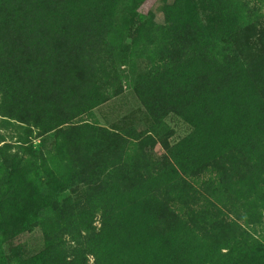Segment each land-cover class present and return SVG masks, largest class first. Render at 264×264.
<instances>
[{
  "label": "trees",
  "instance_id": "obj_1",
  "mask_svg": "<svg viewBox=\"0 0 264 264\" xmlns=\"http://www.w3.org/2000/svg\"><path fill=\"white\" fill-rule=\"evenodd\" d=\"M52 1L60 5L62 0ZM204 1L207 8L219 10V4L227 7L233 0ZM21 7L30 10L28 0H0V16ZM66 12L58 16L65 17ZM100 18L101 15L93 14L92 21L84 25L85 35H81V27L69 24V20L56 22L57 26L53 21L49 25L39 18L33 24L24 20L19 27L0 25V116L9 123L28 125L24 127L29 132L36 127V135L52 145L58 161H64L62 174L51 170L41 177L39 170L49 161L41 149L29 151L32 153L29 163L17 158L18 152L9 156L5 150L6 166L2 170L4 175L0 174V221L8 223L20 212V201L35 198L34 224L28 223L27 227L32 231L39 225L46 243L42 249L33 243L15 248L7 264H22L24 259L17 262L15 258L23 256H30L33 264H115V252L122 263L133 258L131 264H179L177 257L167 259L163 250L147 241L157 236V244L165 240L166 234L170 239L174 231L185 227L189 234L201 231L203 243L206 240L212 248H217L212 250L214 256L209 257L211 251H196L200 245L194 244L197 239L182 238L183 264H261L264 244L250 231L261 224L264 213V17L205 34L200 23L181 16L172 21L167 28L175 35L174 43L171 41L168 46L174 58L171 63H181L188 71L192 68L194 75L191 79L187 72L181 78L170 76L171 83L163 85L166 100L162 99L153 113L157 116L155 123L150 122L153 126L158 114L164 113L162 120L171 112L197 132L193 139L185 138L170 146L165 135L151 128L139 139L142 153L125 163L123 156H110L118 145L117 130L79 119L92 114L93 108L109 99L102 92L108 83H101L98 74L112 58L115 48L105 42ZM117 22L115 18L114 23ZM137 23L138 19L133 26ZM151 26L161 32L167 30L160 25ZM142 28L137 26L132 34ZM162 37L166 39L167 33ZM138 41L132 37L133 50L140 47ZM175 41H180V47ZM171 67L164 69L172 72ZM158 69H149L147 79L155 77L162 83ZM178 79L184 82L181 87ZM156 82L150 80L135 88L147 109L152 105L148 87ZM188 89L194 94L179 109H170L167 99L184 96ZM247 93L253 95V103L245 98ZM214 103L217 113L222 110L223 114L233 116V127L222 144L209 135L198 143V130L202 127L196 118L203 114L212 117ZM253 108L262 116L258 118L247 112ZM51 132L52 138L46 137ZM146 141L152 147L156 143L163 147L165 153L160 160L145 155ZM17 142L27 150L26 141ZM188 143H192L190 149L185 147ZM206 172L216 177L196 187L194 180ZM179 173L188 175L189 180ZM153 180H157L155 187L146 189ZM162 184L172 190L173 197L160 188ZM244 185L246 191L242 189ZM233 191L254 196L252 201L247 198L244 214L236 206L240 198H235ZM175 202L181 204L180 216L172 208ZM226 209L245 225L237 220H229L230 223ZM16 220L19 221L17 216ZM139 221H146L152 228L147 232L148 228ZM160 228L164 235L159 238ZM1 241L0 235V245ZM223 242H227L225 247H221ZM6 245L9 243L0 249L7 252ZM126 249L134 253L128 260L121 253Z\"/></svg>",
  "mask_w": 264,
  "mask_h": 264
},
{
  "label": "rangeland",
  "instance_id": "obj_2",
  "mask_svg": "<svg viewBox=\"0 0 264 264\" xmlns=\"http://www.w3.org/2000/svg\"><path fill=\"white\" fill-rule=\"evenodd\" d=\"M59 3L60 5L52 0H28L30 10H28L27 7L22 8V6L16 11L14 9L5 11L4 15L0 16V25L7 24L19 27L24 20H26V23L33 24V20L39 18V20H43L44 23L49 25H51L53 21V24L57 26V23L61 24L64 20H69V24L81 27L80 30L83 33L84 25L87 24L88 20L92 21L93 14L97 13V16L98 14L101 15L99 24L102 25L105 42L115 48L112 53V58L105 63L104 70H102L103 72L101 71L98 74L101 83H108L107 89L102 90V92L104 93V97L109 99L93 108L92 114L83 115L79 119H87L93 125L106 127L111 131L117 130L119 134V137H117L118 145L113 148L110 156H115V158L123 156L124 163L139 157L142 153L139 151L141 148L139 139L146 136L151 128L165 135L170 146H174L185 138L193 139L197 132H193V128L187 122L177 114L171 112L167 113L162 120L160 119L164 113L158 114L157 123L153 126L150 122L152 120L155 123L154 117L157 116L153 115V113L157 111V108L162 104L161 100H166V93L163 92L165 90L164 86L171 83V77L177 75L181 78L185 72H187V76H190L189 79L194 75L192 68L188 71L181 63H179V65L171 63L174 58L171 56L173 53L168 51V46L171 45V41L175 35L167 28L172 24V21L175 22V19L181 16L188 21H194L196 24L200 23L204 29L203 34H205L208 33V31L216 33L214 31L219 27H226L230 24L236 26H240L241 24L246 25L249 24V21L264 17V0H233L227 4V7H222L219 4V10L207 8L204 0H62ZM67 6L71 8L66 9ZM228 7H230V9H227ZM23 10L26 12H22ZM64 11H67L65 17L58 16L60 12H62L63 16ZM115 18L118 19L117 24L114 23ZM136 19L139 20L137 26H142L143 28L139 30L137 34H132L137 27L133 26ZM151 25H160L167 30L161 32ZM174 29L178 31L179 28L175 27ZM163 33H167L166 39L162 37ZM85 34L86 33H83L81 35ZM132 37L138 39L140 43V47L135 50H133L131 44ZM206 39L209 40L208 37ZM209 41L212 42L211 40ZM175 44L177 47H180V41ZM97 62H99V60ZM165 66H172V72L165 70ZM153 67L154 69L159 68L158 72L161 73L163 84L155 77L147 79V77H149L147 76V71ZM194 69L196 70L197 66ZM150 80H156L157 82L153 86L148 87L149 94H151L150 102L152 105L150 109H147V107L142 104L135 88L141 83ZM177 83H179V87H181L184 82L178 79ZM189 89L184 96L180 95L175 99H167L170 109H172V107L179 109V107L184 105L185 100L194 94V91H189ZM182 90L178 91V93L180 94ZM245 98L249 102H254L251 93H247ZM213 102L212 100L208 105H211ZM215 103L211 108L214 107ZM218 103H221V99H219ZM254 108L252 110H247V112L255 114V117L258 118L262 116L258 110L255 113ZM211 115L212 117L203 114L201 118H196L199 126L202 127L201 130H198V135L200 137L198 143L204 141L209 135L211 139L222 144L228 131L233 127L234 118L230 113L223 114L222 110L217 113L214 108ZM18 123L19 122L9 123L0 116V138L3 139V141L0 142V163L3 162L5 150L6 155L9 156L18 152L17 158L22 157L24 161H28L29 163L32 161L30 159L32 153L29 151L41 149L44 155L49 157V161H47L44 168L39 170L40 176L43 177L45 172L51 170H53L55 174H62L64 172V161H58L52 145L42 141V136L36 135V127L32 128V132H29L27 128L24 127L28 125L22 124L24 126H20ZM52 134L51 132L46 137L52 138ZM156 135L158 136L157 133ZM17 140H21L22 143L26 141L25 143H27L26 145L28 146L25 148H27V150L20 148ZM191 144L192 143H188L185 147L189 148ZM177 150H179V148ZM143 151L146 153L145 155L154 160H160V157L165 153V150L159 143H156L152 147L148 141L145 142ZM17 158L14 157L13 159L17 160ZM38 162L41 164V159ZM5 166L6 163L3 162L0 167L1 175H4L2 170H4ZM30 172H33V170L30 169ZM179 174L184 176V179L189 180L190 178L183 173ZM210 177L215 178L216 176L208 172L201 174L199 178L194 180L195 186L201 187L203 181L208 180ZM27 178L28 176L26 179ZM156 184L157 180H153L146 189L150 190L155 187ZM160 188L166 189L172 197L174 196L172 190L165 188L164 184L160 185ZM242 189L246 191V185H244ZM245 194L246 198L243 197ZM245 194H237V192L233 191L234 197L240 198V200L236 202V206L241 209V214H244L247 208V198L252 201L254 197L253 195L247 196L248 192H245ZM261 195L263 196V193H261ZM35 202V198L29 201L24 200L19 202L20 212L18 215L15 214L17 218H19V221L16 220V216H13L8 223L0 221V235L2 239L0 246H4L6 242L9 243V245L5 246L7 247V252L0 249L1 262L5 261V264H7L8 257L17 247H25L24 245L29 243L36 244L38 249L45 247L46 243L44 242L41 227L37 225L32 231L27 227L28 223V225L34 224L33 217L35 215L33 214V210L36 205L34 204ZM180 205L181 204L178 202L172 205L174 212L179 216L182 214L181 212H183ZM224 211L228 221L232 220L236 222L237 220V222L245 225L244 221L238 219L233 212H229L228 209ZM232 221L229 222L231 223ZM145 222L146 221H139L140 224L145 225L144 228H148V232L149 227H152L149 226L147 222L145 224ZM96 225H100L98 220H96ZM190 226L192 227V225ZM253 229L254 230H251L250 233L264 244V213L261 224L255 226ZM196 230L197 229H194V231ZM158 232L159 238L164 235V231L161 228ZM199 233L189 234L187 227H185L183 229H178V231H174L170 239V236L166 234L164 236L165 240L162 242L159 241L155 244L157 240L156 236L152 238V240L147 241V243L158 246L159 250L164 251L167 259L170 260L177 257V262L183 264V253L180 252L183 248L182 238H184L183 240L185 241H193L194 238L197 239L194 244H200L197 248L192 242V245L197 248L196 251L198 249L206 252L211 251L209 257H213L212 250H216L217 247L212 248L206 240L203 243V233L201 231H199ZM145 239L146 237L142 240ZM230 240H232V238H230ZM222 245L221 247H225L227 242H225V244L223 242ZM142 251L144 252V250ZM113 252L114 251H111V254ZM136 252L138 253V251ZM222 252H226V250L222 249ZM116 253L118 252L113 253L115 264L132 263L133 258L131 260H128V258L134 256V253L129 249L121 252L128 260L125 263L117 260ZM15 259L17 262L24 259L25 262L22 264H33L30 256L26 258L23 256L20 259ZM261 264H264V258L261 259Z\"/></svg>",
  "mask_w": 264,
  "mask_h": 264
}]
</instances>
